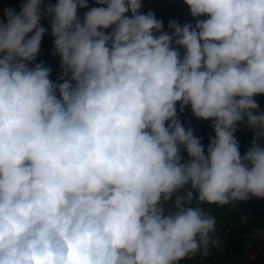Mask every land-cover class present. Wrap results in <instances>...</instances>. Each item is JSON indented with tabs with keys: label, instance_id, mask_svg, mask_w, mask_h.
<instances>
[{
	"label": "clouds",
	"instance_id": "9594fccd",
	"mask_svg": "<svg viewBox=\"0 0 264 264\" xmlns=\"http://www.w3.org/2000/svg\"><path fill=\"white\" fill-rule=\"evenodd\" d=\"M93 3L3 10L0 264L207 257L223 245L211 206L264 200V0H183L194 22L167 30L143 0Z\"/></svg>",
	"mask_w": 264,
	"mask_h": 264
},
{
	"label": "trees",
	"instance_id": "16d2710c",
	"mask_svg": "<svg viewBox=\"0 0 264 264\" xmlns=\"http://www.w3.org/2000/svg\"><path fill=\"white\" fill-rule=\"evenodd\" d=\"M152 0H143V5L147 2L151 3ZM159 2L163 6L169 0H153ZM23 0H0V19L3 18V10L5 8H13L19 10L20 4ZM48 2V0H46ZM55 3V0H51ZM183 2V0H182ZM89 5L97 6L93 3V0H89ZM143 9V8H142ZM86 9L80 10V15ZM41 23L46 28H49L48 21L42 20ZM50 32V28H49ZM52 37L50 34H45L41 44V52L37 59V62L43 60L47 65L53 69L51 79L56 80L59 73V58L51 55L52 50ZM257 101L260 106L264 108V95L257 96ZM194 131H198L207 135L208 137L214 135L209 123L206 121H197L194 117L190 123ZM243 148H248L252 140V132L250 130L243 132L242 126L240 130L235 134ZM210 211L220 221L231 225L229 229V235L226 239V249L223 252H219L216 255L209 254L207 257H196L185 260L181 264H264V259L250 253L245 247V237L248 229L264 228V200L252 199L247 202H241L237 207H216L211 206ZM247 218L246 220L244 218Z\"/></svg>",
	"mask_w": 264,
	"mask_h": 264
},
{
	"label": "built area",
	"instance_id": "2783aa9c",
	"mask_svg": "<svg viewBox=\"0 0 264 264\" xmlns=\"http://www.w3.org/2000/svg\"><path fill=\"white\" fill-rule=\"evenodd\" d=\"M151 4H155V1L152 0ZM260 107L261 109H264L262 106ZM181 119L186 124L191 123L193 117L190 114V110L186 109L185 112L181 114ZM194 132L195 135L202 137V143L206 147L208 144L209 137L198 131H194ZM246 150L247 148H243L242 144L240 143L241 154H243ZM217 221H218L217 235L220 237L221 241L223 242V245L221 247L213 248L211 250V254L213 255H216L219 252H223L226 249V239L228 238L229 229L231 228V225L220 221L218 218ZM256 229H260V228H256ZM261 230L262 231L260 233H255L254 229H248L245 237V247L250 253L264 259V228H261Z\"/></svg>",
	"mask_w": 264,
	"mask_h": 264
},
{
	"label": "rangeland",
	"instance_id": "374dc122",
	"mask_svg": "<svg viewBox=\"0 0 264 264\" xmlns=\"http://www.w3.org/2000/svg\"><path fill=\"white\" fill-rule=\"evenodd\" d=\"M149 10L155 13L157 19L163 21L165 30H167V24L170 19H175L181 24L194 22L188 13L187 6L182 0H169L164 6L159 2L155 4L147 2L144 4L142 11L146 13ZM242 131L246 132L248 129L242 126Z\"/></svg>",
	"mask_w": 264,
	"mask_h": 264
}]
</instances>
